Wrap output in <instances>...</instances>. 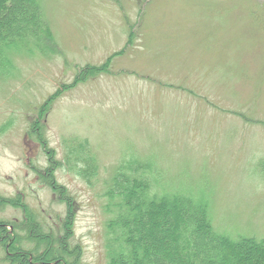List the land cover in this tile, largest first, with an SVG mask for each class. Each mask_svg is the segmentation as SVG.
I'll return each mask as SVG.
<instances>
[{"label": "rangeland", "instance_id": "obj_1", "mask_svg": "<svg viewBox=\"0 0 264 264\" xmlns=\"http://www.w3.org/2000/svg\"><path fill=\"white\" fill-rule=\"evenodd\" d=\"M41 2L52 53L15 54L0 78V197L24 204L0 206V223L26 239L34 220L69 264H108L103 194L137 158L162 190L206 202L216 233L264 239V0ZM57 91L40 141L29 131ZM75 139L98 160L92 186L59 165Z\"/></svg>", "mask_w": 264, "mask_h": 264}, {"label": "trees", "instance_id": "obj_2", "mask_svg": "<svg viewBox=\"0 0 264 264\" xmlns=\"http://www.w3.org/2000/svg\"><path fill=\"white\" fill-rule=\"evenodd\" d=\"M44 19L41 0H0V78L14 70L15 54L52 53L55 42ZM99 71L104 69L87 67L86 74ZM82 74L75 79L76 83L82 80ZM58 92L50 96L33 120L29 134L40 141L44 140L45 116ZM65 143V160L59 165L94 185L99 164L87 141L75 139ZM160 172L153 162L134 158L122 162L112 174L103 194L104 212L110 216L105 223L103 247L108 264H264V239L234 241L216 233L209 205L187 191L162 190ZM6 204L24 208L20 199L0 197V206ZM39 225L31 219L26 222L23 226L29 235L25 239L18 235L16 222L0 223V245L10 263L69 264L71 253L67 244L59 239L56 247L53 236L43 235ZM10 227L15 229L14 237ZM67 232H71L70 226ZM26 240L35 243L33 250H25L22 243ZM42 245L45 250L40 253Z\"/></svg>", "mask_w": 264, "mask_h": 264}, {"label": "flooded vegetation", "instance_id": "obj_3", "mask_svg": "<svg viewBox=\"0 0 264 264\" xmlns=\"http://www.w3.org/2000/svg\"><path fill=\"white\" fill-rule=\"evenodd\" d=\"M17 223V222H16ZM18 224V223H17ZM11 230H12V232H11ZM10 232H11V235H12V237H14L15 236V229L13 228V227H10ZM32 256H31V258H30V262L32 261ZM34 264V263H33Z\"/></svg>", "mask_w": 264, "mask_h": 264}]
</instances>
